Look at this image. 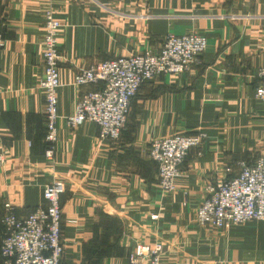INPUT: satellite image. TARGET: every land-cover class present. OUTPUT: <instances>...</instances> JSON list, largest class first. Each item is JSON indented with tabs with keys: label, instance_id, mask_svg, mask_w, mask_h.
<instances>
[{
	"label": "crops",
	"instance_id": "obj_1",
	"mask_svg": "<svg viewBox=\"0 0 264 264\" xmlns=\"http://www.w3.org/2000/svg\"><path fill=\"white\" fill-rule=\"evenodd\" d=\"M63 22L59 46L58 139L46 152L45 0H0V246L7 203L28 215L46 184L62 179L63 264H130L136 243H162V264H264V220L201 225L199 205L240 162L264 155V103L255 91L264 67V0H52ZM208 39L182 74L145 81L117 141L93 121L67 117L95 84L77 72L120 56L157 51L169 33ZM206 134L182 164L173 191L159 185L149 141ZM201 152V154L199 153ZM230 168V170H228ZM153 215H157L153 218ZM0 264H3L0 253Z\"/></svg>",
	"mask_w": 264,
	"mask_h": 264
},
{
	"label": "built area",
	"instance_id": "obj_2",
	"mask_svg": "<svg viewBox=\"0 0 264 264\" xmlns=\"http://www.w3.org/2000/svg\"><path fill=\"white\" fill-rule=\"evenodd\" d=\"M43 57L44 72L38 86L45 93L46 156L53 158L58 139L59 46L63 22L45 0ZM6 39L0 32V50ZM208 46L205 35L191 32L169 33L157 51L120 56L90 65L77 72L76 85L95 84L77 102L74 114L67 117L70 127L85 121L99 126L100 140L117 141L127 123L131 103L145 81L161 74H182L200 62ZM258 75L256 98L264 103V67ZM206 134H174L149 141V156L158 166L159 185L173 191L183 175L182 164L192 149L199 148ZM201 154V152H199ZM4 159L0 155V165ZM240 171L224 179L205 197L196 212L201 225L225 228L249 220H264V155L254 162H240ZM230 170V168H228ZM66 183L56 179L43 188V203L28 215L20 216L13 203H7L3 214V236L0 253L3 264H63L61 197ZM156 218L157 215H153ZM162 243H136L130 252V264H162Z\"/></svg>",
	"mask_w": 264,
	"mask_h": 264
},
{
	"label": "trees",
	"instance_id": "obj_3",
	"mask_svg": "<svg viewBox=\"0 0 264 264\" xmlns=\"http://www.w3.org/2000/svg\"><path fill=\"white\" fill-rule=\"evenodd\" d=\"M47 129V128H46ZM46 137V136H45ZM47 146H48V143H47V141H46V149H47ZM3 261V260H2Z\"/></svg>",
	"mask_w": 264,
	"mask_h": 264
}]
</instances>
